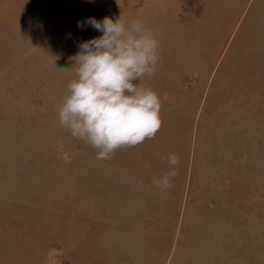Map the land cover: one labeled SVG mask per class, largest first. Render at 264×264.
I'll return each mask as SVG.
<instances>
[{"label": "rangeland", "instance_id": "1", "mask_svg": "<svg viewBox=\"0 0 264 264\" xmlns=\"http://www.w3.org/2000/svg\"><path fill=\"white\" fill-rule=\"evenodd\" d=\"M121 14L159 42L157 83L140 84L160 96L162 123L101 167L58 108L76 74L70 57L102 34L77 22ZM119 150L118 182L107 169ZM170 153L176 174L161 188ZM104 174L121 204L112 211L130 217L79 222L89 237L110 235L108 249L90 250L104 264H264V0H0V205L73 202V179ZM56 245L64 253L50 255ZM72 253L73 218H0V264H68Z\"/></svg>", "mask_w": 264, "mask_h": 264}, {"label": "clouds", "instance_id": "2", "mask_svg": "<svg viewBox=\"0 0 264 264\" xmlns=\"http://www.w3.org/2000/svg\"><path fill=\"white\" fill-rule=\"evenodd\" d=\"M85 26L102 34L81 42L70 57L76 74L67 85L58 119L73 137L97 149V159H108L120 147L154 137L161 127L160 96L140 84L155 70L159 42L142 20L129 23L123 14L77 22V27ZM162 158L169 170L154 183L168 188L179 157L170 153Z\"/></svg>", "mask_w": 264, "mask_h": 264}, {"label": "crops", "instance_id": "3", "mask_svg": "<svg viewBox=\"0 0 264 264\" xmlns=\"http://www.w3.org/2000/svg\"><path fill=\"white\" fill-rule=\"evenodd\" d=\"M164 14L165 16H167L169 14V11L165 10ZM157 76L158 75H156L155 73L148 76V82H153L154 84L157 83ZM163 84L166 83L163 82L162 79H159L158 85L163 86ZM120 153L123 154L119 155ZM126 153V151L119 150L115 155V158L121 159L120 164L113 162V168L107 169L108 173L115 168L117 169L118 182L121 175L127 174V166H125ZM98 163L101 165V167L104 166L103 159H101V161H99ZM123 170L124 172H122ZM104 176L102 175V177L100 178L92 177L91 181L89 183H86L84 187H79L78 182L73 179V202L71 200H53L41 198L31 204L30 200L27 199H6L5 205H0V218H73V253L69 256L70 262L68 264H104V261L108 258H105V256H101L99 253L92 255L94 253L91 254L90 250L94 251L95 248H98L99 246H102L101 249H108L110 243H108V239H106V237L110 238V235L108 234L107 236L104 232H102L101 236H98V232L93 231L91 233V236L89 237L87 232L80 231L78 229L79 222H84V220L87 222V220L84 218H130L129 215H116L112 211L113 209H115V207L120 208L121 204L111 203V196L109 194V191H111L112 183H110V176L108 177L107 174H104ZM102 178L109 181H104V179ZM98 179H102V184L98 183ZM94 180H97L96 184L94 183ZM117 185H119V183ZM78 190H83L85 194H83V196L79 195ZM118 190L123 192L125 188L121 187L118 188ZM94 191H99L101 193L98 197H95ZM120 198L124 199V197ZM117 200L119 199L117 198ZM14 203L17 205H14ZM123 210H125L124 207ZM131 218L135 217L132 216ZM84 233H87L86 236H83ZM121 237H124V235L121 234L120 238ZM117 238H119V235ZM97 240L101 241L97 242ZM84 244L87 248L84 246ZM59 246L60 245L54 246L53 251L50 252V255L63 254L64 249L57 252L58 249H60ZM85 250H87V252H84ZM82 252L86 253V255H79ZM117 254L118 253H114V256H116ZM50 260L51 256L47 264H55Z\"/></svg>", "mask_w": 264, "mask_h": 264}, {"label": "bare ground", "instance_id": "4", "mask_svg": "<svg viewBox=\"0 0 264 264\" xmlns=\"http://www.w3.org/2000/svg\"><path fill=\"white\" fill-rule=\"evenodd\" d=\"M229 118L231 119L230 115H229Z\"/></svg>", "mask_w": 264, "mask_h": 264}]
</instances>
